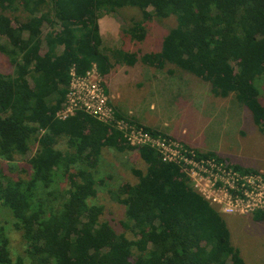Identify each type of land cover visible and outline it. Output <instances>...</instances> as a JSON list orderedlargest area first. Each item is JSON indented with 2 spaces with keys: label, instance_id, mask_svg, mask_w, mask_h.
I'll return each mask as SVG.
<instances>
[{
  "label": "trees",
  "instance_id": "obj_1",
  "mask_svg": "<svg viewBox=\"0 0 264 264\" xmlns=\"http://www.w3.org/2000/svg\"><path fill=\"white\" fill-rule=\"evenodd\" d=\"M126 8L139 10L140 18L129 24L124 18L120 48L104 46L99 20ZM155 17L175 19L160 48L131 49L148 39ZM0 52L14 67L0 69V202L26 243L14 259L10 235L0 227V264H245L225 214L195 188L183 159H168L152 143L132 145L118 122L134 121L115 109L108 122L84 109L61 111L73 74L96 68L104 77L116 64L142 63L189 73L217 97L235 95L264 133V104L252 86L264 75V0H0ZM135 125L152 139H171ZM106 148L135 149L145 164L133 169L136 183L113 191L125 206L122 223L102 221L104 207L91 202ZM185 155L220 160L214 152L189 149ZM253 216L264 220V211Z\"/></svg>",
  "mask_w": 264,
  "mask_h": 264
},
{
  "label": "rangeland",
  "instance_id": "obj_2",
  "mask_svg": "<svg viewBox=\"0 0 264 264\" xmlns=\"http://www.w3.org/2000/svg\"><path fill=\"white\" fill-rule=\"evenodd\" d=\"M149 11L152 12L153 8H149ZM131 17L140 18L139 10L126 8L123 14H110L99 20L104 46H122L124 18L128 23ZM174 23L173 17L165 20L152 18L148 23V39L129 47L144 52L158 50L159 40ZM1 68L10 69L11 72L14 70L10 59L0 52ZM170 71L172 69H157L142 63L134 67L116 64L107 76H97L96 71H92L84 84L71 85L74 89L80 88L82 97L77 99L73 94L75 91L69 97L78 103L84 100L86 93L90 96L104 93L107 111L112 109L113 113H124L134 121V127L139 122L170 136L171 139L165 142L166 146H160L163 154L170 160L183 159L195 188L225 214L232 242L240 249L245 264H264V220H255L253 216L258 209L264 211V133L254 123L251 111L238 104L235 95L217 97L208 83L180 70ZM252 86L258 88L264 104V75L254 80ZM90 106L95 109L94 105ZM70 109L66 106L61 115L68 114ZM109 117L108 114L105 119ZM129 136L132 138L131 144L139 146L140 137L136 133ZM57 140L58 148L65 151L68 148L66 141L61 138ZM32 147L23 156L24 160L37 150L36 145ZM189 149L202 153L214 152L220 160L210 163L203 160V164V161L187 158L185 154ZM234 165L252 168L255 173L242 174L233 169ZM134 168L145 169L137 150L122 153L112 148L103 150L95 173L98 193L91 200L104 207L102 221L113 219L122 223L124 220L125 206L121 200L115 199L113 191L123 183L137 182ZM63 181L61 179L59 183L61 189L65 187ZM2 226L10 235L14 247L12 255L16 259L19 253L25 252L26 243L21 233L14 230L11 211L0 202ZM120 228L123 229V225ZM125 233L131 239L135 238L131 232L126 230Z\"/></svg>",
  "mask_w": 264,
  "mask_h": 264
},
{
  "label": "built area",
  "instance_id": "obj_3",
  "mask_svg": "<svg viewBox=\"0 0 264 264\" xmlns=\"http://www.w3.org/2000/svg\"><path fill=\"white\" fill-rule=\"evenodd\" d=\"M92 71H96V75L100 76V74L98 73L96 68L91 70L90 72H88V74L86 76H79L78 77L75 74H73V79H72L71 85L72 86L73 85L74 86H80L82 83L84 84L85 81H87V78H88V76H90V73ZM72 86L70 88L71 91L69 93V96L73 91H75V92H73V94L74 95L76 94L77 99L82 97V95H81L82 92L80 91V88L74 89V88H72ZM87 94L88 93L84 94L85 95L84 100L79 101L78 103L74 99H72V97L71 98L69 97L70 100L67 102L66 106L68 107V109H70V108H72V109H70V112L68 114H73L76 109H84L85 111L89 112L90 114H92L96 118L100 119L101 121L108 122V121H111L114 119L113 115L115 112L113 113L112 109H111V111L110 110L107 111L106 96L104 95V93H99V94L93 95V96H90V94H88V95ZM70 102H71V104H70ZM89 102H91V104ZM72 103H73V105H72ZM90 105H94L95 109L93 110ZM104 112H107V114H105ZM68 114H66V115H68ZM108 114L110 117L108 118V120H106L105 116H108ZM66 115H62V116H66ZM118 125L121 129H124L128 133V136H129V134L136 133L140 137V141H139L140 144L139 145H142L144 143H152V144L157 145L159 147L160 146H162V147L166 146L165 142H160L159 140H155V139L150 138L141 129L134 127V125H128L127 123H125L124 120L123 121L120 120L118 122ZM129 139L132 140V138L130 136H129ZM185 159H187V158H185ZM202 163L205 164L204 161ZM208 163H210V161H208Z\"/></svg>",
  "mask_w": 264,
  "mask_h": 264
}]
</instances>
